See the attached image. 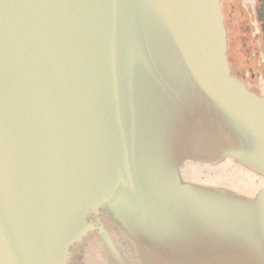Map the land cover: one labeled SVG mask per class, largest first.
Masks as SVG:
<instances>
[{
  "label": "water",
  "instance_id": "water-1",
  "mask_svg": "<svg viewBox=\"0 0 264 264\" xmlns=\"http://www.w3.org/2000/svg\"><path fill=\"white\" fill-rule=\"evenodd\" d=\"M221 1L0 0V264H101L68 262L94 234L106 264H264V97Z\"/></svg>",
  "mask_w": 264,
  "mask_h": 264
},
{
  "label": "flooded vegetation",
  "instance_id": "flooded-vegetation-1",
  "mask_svg": "<svg viewBox=\"0 0 264 264\" xmlns=\"http://www.w3.org/2000/svg\"><path fill=\"white\" fill-rule=\"evenodd\" d=\"M220 8L226 32L225 58L229 72L247 90L264 97V0H222ZM104 228L115 246V239L130 244L116 225L106 224ZM84 244H88L89 250L94 249V253L99 254L101 264H106L104 260L107 252L101 239L95 234L72 247L69 263L72 255ZM117 250L126 255L122 248L117 247ZM128 252V256H133L132 264H141L134 248L128 247Z\"/></svg>",
  "mask_w": 264,
  "mask_h": 264
}]
</instances>
